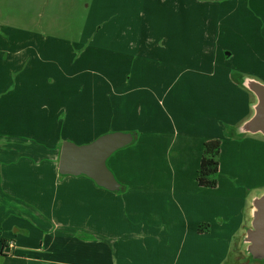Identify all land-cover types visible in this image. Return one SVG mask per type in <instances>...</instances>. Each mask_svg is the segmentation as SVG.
I'll return each mask as SVG.
<instances>
[{
	"label": "crops",
	"instance_id": "1",
	"mask_svg": "<svg viewBox=\"0 0 264 264\" xmlns=\"http://www.w3.org/2000/svg\"><path fill=\"white\" fill-rule=\"evenodd\" d=\"M170 2L173 9L162 17L174 27V10L188 13L189 4ZM179 22V27L189 25L186 19ZM167 36L171 50L161 57L174 60L179 41L174 40V32ZM30 50L25 36H0V264H223L234 249L242 250L252 201L264 191V136L236 134L253 115L256 98L232 81L231 71L214 69L207 71L208 79H192L209 98L198 92L192 104L174 97L159 102L162 126H154L153 131L164 139L162 151L174 156V178L161 184H128L125 192L116 194L86 176L62 180L63 142L89 144L97 139L93 137L97 127L91 129L81 121L76 126L84 129L76 131L69 123L64 128L58 117L61 109L50 106L44 117L26 110L28 103L21 94L25 70L20 75L24 81L13 87L7 74L31 63ZM235 72L246 77L255 74L244 67ZM260 76L264 82V71ZM109 108L98 119L100 124L129 122ZM21 117L31 122L40 119L41 128L20 132L15 123ZM210 140L222 141L221 155L228 152L233 175L214 189L200 187L198 181V186L187 189L179 184L175 171L187 170L193 154L201 166L204 144ZM113 156L108 166L120 181L118 174L125 176L128 160L122 158L123 163L113 167ZM202 225L208 226L203 233Z\"/></svg>",
	"mask_w": 264,
	"mask_h": 264
},
{
	"label": "rangeland",
	"instance_id": "2",
	"mask_svg": "<svg viewBox=\"0 0 264 264\" xmlns=\"http://www.w3.org/2000/svg\"><path fill=\"white\" fill-rule=\"evenodd\" d=\"M186 2L189 12L174 10L171 27L163 20L171 6L173 9L170 0H0V36H25L33 48L28 55L31 63L7 74L13 87L24 81L25 70L21 94L28 112L32 109L31 113L44 117L49 106L61 109L58 117L64 128L69 123L81 130L76 125L82 121L91 129L97 127L96 138L113 132L137 134V140L118 151L111 162L114 167L123 163L122 158L128 160L125 176L118 174L126 190L128 184H161L174 178V156L162 151L164 139L153 131L154 126H162L159 102L174 97L192 104L201 92L192 79H208L207 71L214 69L232 73L244 67L255 73L247 77L262 82L264 0ZM184 19L189 25L179 27ZM173 32L174 40L179 41L174 60L163 59L162 52L171 50L167 42L171 38L164 36ZM252 54L254 59H250ZM109 107L127 116L129 122L100 124L98 119L106 116ZM20 119L15 123L20 132L41 128L38 118L36 122ZM152 142L159 145L150 148ZM189 157L188 169L175 171L179 184L187 189L198 186L200 170L196 154ZM230 158L227 151L220 155L218 185L233 175ZM233 252L223 264H264V258H255L244 248Z\"/></svg>",
	"mask_w": 264,
	"mask_h": 264
},
{
	"label": "water",
	"instance_id": "3",
	"mask_svg": "<svg viewBox=\"0 0 264 264\" xmlns=\"http://www.w3.org/2000/svg\"><path fill=\"white\" fill-rule=\"evenodd\" d=\"M242 86L255 96L256 103L252 106L253 115L237 128L236 134L264 136V83L243 77ZM134 141L135 134L125 132L104 134L84 145L65 141L61 148L59 173L62 176H86L101 188L120 192L123 186L109 168L108 161ZM242 247L253 257L264 258V191L252 201L251 224L243 236Z\"/></svg>",
	"mask_w": 264,
	"mask_h": 264
},
{
	"label": "trees",
	"instance_id": "4",
	"mask_svg": "<svg viewBox=\"0 0 264 264\" xmlns=\"http://www.w3.org/2000/svg\"><path fill=\"white\" fill-rule=\"evenodd\" d=\"M237 76V77H236ZM244 76L237 73H231V79L234 83L242 86V78ZM135 134V133H134ZM137 140V134H135V141ZM222 141L221 140H210L204 144L203 155L201 160L200 170L197 174V181L200 187L214 189L218 186V174L220 169L219 158L221 155ZM123 186V185H122ZM126 191V187L123 186L120 193ZM208 226H201L200 232L206 231ZM84 237V235H79Z\"/></svg>",
	"mask_w": 264,
	"mask_h": 264
}]
</instances>
